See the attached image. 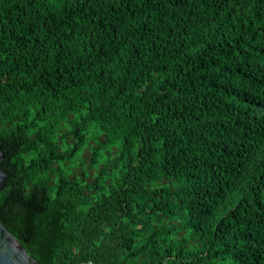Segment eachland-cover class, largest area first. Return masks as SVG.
<instances>
[{
    "label": "trees",
    "instance_id": "trees-1",
    "mask_svg": "<svg viewBox=\"0 0 264 264\" xmlns=\"http://www.w3.org/2000/svg\"><path fill=\"white\" fill-rule=\"evenodd\" d=\"M0 148L41 264H264V0H0Z\"/></svg>",
    "mask_w": 264,
    "mask_h": 264
},
{
    "label": "water",
    "instance_id": "water-1",
    "mask_svg": "<svg viewBox=\"0 0 264 264\" xmlns=\"http://www.w3.org/2000/svg\"><path fill=\"white\" fill-rule=\"evenodd\" d=\"M3 151L0 148V190L5 186L8 174L1 169ZM0 264H41L31 257L26 248L0 221Z\"/></svg>",
    "mask_w": 264,
    "mask_h": 264
},
{
    "label": "built area",
    "instance_id": "built-area-1",
    "mask_svg": "<svg viewBox=\"0 0 264 264\" xmlns=\"http://www.w3.org/2000/svg\"><path fill=\"white\" fill-rule=\"evenodd\" d=\"M79 264H91V263H89V262H88V263H86V262H83V263H79Z\"/></svg>",
    "mask_w": 264,
    "mask_h": 264
}]
</instances>
